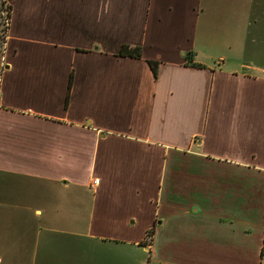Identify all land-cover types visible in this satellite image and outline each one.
I'll list each match as a JSON object with an SVG mask.
<instances>
[{
  "label": "crops",
  "instance_id": "1",
  "mask_svg": "<svg viewBox=\"0 0 264 264\" xmlns=\"http://www.w3.org/2000/svg\"><path fill=\"white\" fill-rule=\"evenodd\" d=\"M4 1L0 264H261L264 0Z\"/></svg>",
  "mask_w": 264,
  "mask_h": 264
},
{
  "label": "trees",
  "instance_id": "2",
  "mask_svg": "<svg viewBox=\"0 0 264 264\" xmlns=\"http://www.w3.org/2000/svg\"><path fill=\"white\" fill-rule=\"evenodd\" d=\"M0 6L1 9H3L6 12V16L10 19L11 17V6L9 4H7L4 0H0ZM7 31H8V26L3 27L1 29V33H0V49L2 50L6 41V37H7ZM118 55L120 56H130V57H135V58H140L141 57V48L139 46H129V45H122ZM149 65L151 67V70L154 74V76L157 73V66H158V62L157 61H148ZM68 100V97L66 99V101ZM152 234V230H149L147 232V238H149ZM147 240V239H146ZM146 245V244H144Z\"/></svg>",
  "mask_w": 264,
  "mask_h": 264
},
{
  "label": "built area",
  "instance_id": "3",
  "mask_svg": "<svg viewBox=\"0 0 264 264\" xmlns=\"http://www.w3.org/2000/svg\"><path fill=\"white\" fill-rule=\"evenodd\" d=\"M3 12H5L3 9H1V6H0V14H3ZM4 21V27L8 26L9 27V24H10V19L6 16V12H5V19H3ZM99 182V179L98 178H95L93 180V184H97Z\"/></svg>",
  "mask_w": 264,
  "mask_h": 264
},
{
  "label": "rangeland",
  "instance_id": "4",
  "mask_svg": "<svg viewBox=\"0 0 264 264\" xmlns=\"http://www.w3.org/2000/svg\"><path fill=\"white\" fill-rule=\"evenodd\" d=\"M3 19H5V12H3V14H0V33H1V29L4 27V21H3ZM250 258L251 257H249L247 260H250ZM252 260H254L253 259V257H252ZM250 263V262H249ZM249 263H245V262H243V263H241V264H249ZM261 264H264V260L262 261V263Z\"/></svg>",
  "mask_w": 264,
  "mask_h": 264
}]
</instances>
